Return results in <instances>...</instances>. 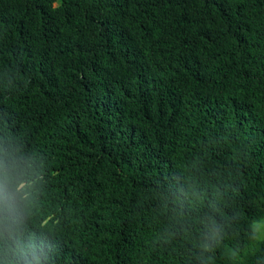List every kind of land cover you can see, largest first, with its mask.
<instances>
[{"label":"trees","instance_id":"16d2710c","mask_svg":"<svg viewBox=\"0 0 264 264\" xmlns=\"http://www.w3.org/2000/svg\"><path fill=\"white\" fill-rule=\"evenodd\" d=\"M0 189V264H264V0H0Z\"/></svg>","mask_w":264,"mask_h":264},{"label":"clouds","instance_id":"9594fccd","mask_svg":"<svg viewBox=\"0 0 264 264\" xmlns=\"http://www.w3.org/2000/svg\"><path fill=\"white\" fill-rule=\"evenodd\" d=\"M4 181H5V183L8 184V185H12L13 182H14V177H13L11 174H9V173H5ZM25 187H27V185H26ZM0 191H2V189H0ZM21 191H24V190L21 189V188L19 187V185L17 184V185L15 186V192H21ZM0 198H5V199L14 200V199H15V195H14V193H7L6 195H4V196H2V197H0ZM23 198H24V199H27V194H25ZM4 219H5V218L0 217V223H2Z\"/></svg>","mask_w":264,"mask_h":264},{"label":"rangeland","instance_id":"374dc122","mask_svg":"<svg viewBox=\"0 0 264 264\" xmlns=\"http://www.w3.org/2000/svg\"><path fill=\"white\" fill-rule=\"evenodd\" d=\"M254 229L258 232L257 240L262 241L264 240V218L254 224Z\"/></svg>","mask_w":264,"mask_h":264}]
</instances>
